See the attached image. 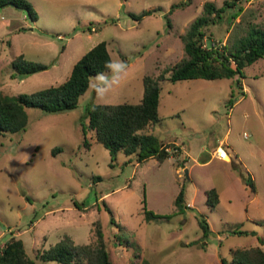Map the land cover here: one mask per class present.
I'll return each mask as SVG.
<instances>
[{"label": "rangeland", "instance_id": "rangeland-1", "mask_svg": "<svg viewBox=\"0 0 264 264\" xmlns=\"http://www.w3.org/2000/svg\"><path fill=\"white\" fill-rule=\"evenodd\" d=\"M25 1L37 14L33 25L25 11L0 9L1 95H32L62 84L73 66L102 42L112 60L126 62L129 69L102 100L88 90L79 106L66 113L27 109L25 132L0 135V248L15 235L36 259L38 251L66 236L76 245L94 243L98 224L113 264H222V259L230 261L232 249L263 247L264 62L246 69L242 96L236 79L160 83L161 121L150 134L184 148L183 158L161 163H139L135 155L113 158L93 134L87 137L91 147L84 146L86 108L140 103L144 78L170 77L185 57L181 36L202 15L204 4L221 8L229 0ZM236 3L230 13L243 6L255 10L264 23V0ZM149 10L157 12L141 22L131 17ZM110 19L115 24L106 23ZM227 22L212 26L218 38L224 37ZM21 55L49 69L23 80L13 78L12 64ZM220 144L231 153V163L214 156ZM56 148L62 151L53 156ZM235 151L244 165L234 158ZM249 177L256 193L246 184ZM214 188L220 203L211 210L206 191ZM182 190L183 213L176 206ZM146 210L162 218L147 223ZM203 219L211 229L208 237L200 227Z\"/></svg>", "mask_w": 264, "mask_h": 264}, {"label": "trees", "instance_id": "trees-1", "mask_svg": "<svg viewBox=\"0 0 264 264\" xmlns=\"http://www.w3.org/2000/svg\"><path fill=\"white\" fill-rule=\"evenodd\" d=\"M237 1L241 0L226 1L221 8L213 2L204 4L202 15L194 20L186 33L181 36L185 57L172 68L170 77L161 74L157 78L152 76L144 78V96L140 103L93 104L87 107V123L83 125L84 146L88 149L91 147L87 137L93 134L94 141L107 149L113 158L119 154L135 155L139 163L150 159H156L161 163L171 157H180L182 150L177 145L161 143L150 134L151 128L161 121L159 116L160 83L167 80L177 83L199 79L205 81L236 79L242 96L245 92H243L241 79L246 78V69L259 62H264V23L258 21L255 10H246L243 6H240L236 12L230 13L229 9L235 8ZM185 3L172 6V11ZM8 6L23 8L33 22L38 20L32 5L25 0H0V9ZM156 12L157 10H149L142 15H131V17L136 22H141L144 17ZM226 20L228 27L224 37L227 35V38L224 40V37L216 36L212 26L217 27ZM106 23L115 24V19L107 20ZM109 59L112 57L108 44L102 42L87 52L73 66L70 76L62 84L40 90L32 95L22 94L10 98L0 94V135L25 132L29 125L27 109H39L49 115L62 114L76 109L81 98L89 90L90 78L98 72L108 71L104 64ZM12 67L15 71L13 78L19 80L49 69L47 65L25 60L22 55L13 62ZM261 76L264 77V71L261 72ZM235 95L233 92L232 96L235 97ZM171 147L173 151L169 152L167 149ZM61 151V148H56L52 154L56 156ZM246 184L256 193L255 183L251 177L248 178ZM206 196L207 206L215 210L220 203L217 189L206 191ZM183 198L184 190L176 199V206L181 213L186 208ZM75 207L78 208V204L75 203ZM145 214L146 221L150 224L162 218L147 210ZM112 223L116 224L114 219ZM96 226L94 243L76 245L70 237L66 236L49 250L38 251L36 259L28 255L24 241L12 235L0 248V264H38L37 261L59 264H113L112 253L102 226L101 224ZM200 227L204 237H208L211 229L205 219L200 222ZM260 242L264 247V240L260 239ZM121 244L119 243V246H122ZM263 247L232 249L230 261L222 259L221 263L264 264ZM141 264L151 263L144 260Z\"/></svg>", "mask_w": 264, "mask_h": 264}, {"label": "clouds", "instance_id": "clouds-1", "mask_svg": "<svg viewBox=\"0 0 264 264\" xmlns=\"http://www.w3.org/2000/svg\"><path fill=\"white\" fill-rule=\"evenodd\" d=\"M104 67L107 72H98L88 82V89L93 91L98 100H102L110 91L118 87L127 76L129 65L122 60L109 59Z\"/></svg>", "mask_w": 264, "mask_h": 264}, {"label": "built area", "instance_id": "built-area-1", "mask_svg": "<svg viewBox=\"0 0 264 264\" xmlns=\"http://www.w3.org/2000/svg\"><path fill=\"white\" fill-rule=\"evenodd\" d=\"M257 0H249V2H255ZM245 137L247 138V134H245ZM226 145L224 144H220V146L217 148L215 155L217 158H219L220 160H229L231 159V154L225 149ZM169 152H171V148L167 149Z\"/></svg>", "mask_w": 264, "mask_h": 264}, {"label": "crops", "instance_id": "crops-1", "mask_svg": "<svg viewBox=\"0 0 264 264\" xmlns=\"http://www.w3.org/2000/svg\"><path fill=\"white\" fill-rule=\"evenodd\" d=\"M244 87V86H243ZM245 90H246V88H244V90H243V92H245ZM179 147V146H178ZM181 148V150H182V153H181V158H183L184 157V155H185V150H184V148H182V147H180ZM231 154V153H230ZM234 155V158H239L238 157V154H237V152L235 151V153L233 154ZM214 156L216 157V155H215V153H214ZM217 158V157H216ZM217 159H219V158H217ZM233 158H232V155H231V159L230 160H221V161H223V162H229V163H231L230 161L232 160ZM240 159V158H239ZM220 160V159H219ZM240 161H241V159H240ZM184 162V161H183ZM242 162V161H241ZM232 163H233V161H232ZM242 164H243V162H242ZM244 165V164H243ZM26 250H27V248H26Z\"/></svg>", "mask_w": 264, "mask_h": 264}, {"label": "water", "instance_id": "water-1", "mask_svg": "<svg viewBox=\"0 0 264 264\" xmlns=\"http://www.w3.org/2000/svg\"><path fill=\"white\" fill-rule=\"evenodd\" d=\"M20 10H22V11H24V9L23 8H19ZM28 18H29V21L31 22V24L33 25V20H32V18L30 17V15L28 14Z\"/></svg>", "mask_w": 264, "mask_h": 264}]
</instances>
